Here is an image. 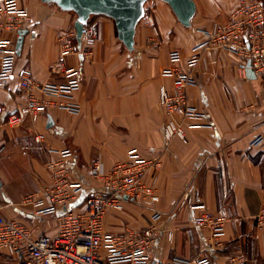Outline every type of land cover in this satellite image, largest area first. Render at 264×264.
Returning a JSON list of instances; mask_svg holds the SVG:
<instances>
[{
	"label": "crops",
	"instance_id": "crops-1",
	"mask_svg": "<svg viewBox=\"0 0 264 264\" xmlns=\"http://www.w3.org/2000/svg\"><path fill=\"white\" fill-rule=\"evenodd\" d=\"M194 1L197 12L190 29L178 22L166 3L149 1L134 53L118 40L112 19L93 17L97 39L66 60L69 67L80 70L77 113L50 109L37 122L25 117L21 125L12 127L8 118L26 99L17 77L0 87L2 216L37 236L55 237L59 216L39 215L25 204L27 197L43 193L50 183L47 163L65 149L72 151L68 165L83 186L75 204L82 212L88 195L107 190L94 178L95 164L108 173L136 149L143 157L162 161L157 180L160 201L141 204L125 198L122 211L109 210L104 216L105 232L122 234L128 227L142 230L154 224L161 234L151 250V264L174 258L194 262L201 255L213 264H264V228L255 221L264 196V141L253 145L258 137L264 139V84L257 77L241 78L236 56L224 49L203 48L193 71L196 84L187 89L199 116L168 114L160 105V88L173 87V80L163 75L169 54L179 51L181 67L187 71L193 48L208 39L205 32L226 23L230 10L244 0ZM19 4L33 24L17 57L16 73L31 68L41 83H64L63 75L52 68L61 55L58 38L75 30L76 15L43 6L39 0H19ZM4 25L0 19V39L17 45L19 32ZM169 121L182 126L187 143L178 137L166 142L163 130ZM39 134L44 137L41 143L35 141ZM202 205L205 210L197 209ZM204 211L225 221L217 240L210 227L195 224ZM157 213L160 218L153 222ZM0 264L16 262L0 253Z\"/></svg>",
	"mask_w": 264,
	"mask_h": 264
},
{
	"label": "built area",
	"instance_id": "built-area-1",
	"mask_svg": "<svg viewBox=\"0 0 264 264\" xmlns=\"http://www.w3.org/2000/svg\"><path fill=\"white\" fill-rule=\"evenodd\" d=\"M0 19H4V28L15 32L29 30L33 24L30 14L20 6L19 0H0ZM205 34L208 39L193 48L187 61V71L181 67L183 58L179 51H172L168 56L169 65L163 70V75L173 80V87L160 88V105L168 114L199 116L190 105L187 89L196 84L193 71L201 60L203 48L224 49L236 56L240 61L239 76L247 79L248 70L251 69L264 84V0L241 1L230 10L226 23ZM97 37L98 25L92 20L85 28L81 50L75 30L59 36L61 55L52 70L63 75L65 82L62 84L37 81L31 68L16 73L18 53L15 42L0 39V87L17 77L21 94L26 99L25 105L9 116L8 124L17 127L25 117L37 122L50 109L77 113L79 107L75 103V93L81 86L80 70L69 67L66 60L80 54ZM1 113L2 110L0 116ZM163 133L168 143L176 137L188 142L182 126L174 121L165 124ZM43 140V135L35 136L37 143ZM263 141L260 136L253 145ZM71 157L72 151L65 149L58 153L57 159L49 161L50 183L43 193L31 195L25 200V204L32 206L39 215L59 216L57 235L37 236L34 230L0 214V253L13 257L16 264H151L150 253L161 234L154 224L142 230L128 227L122 234H112L104 231L103 221L109 210L124 209L125 197L141 204L155 205L160 201L157 186L162 170L160 158L143 157L134 149L128 153L127 160L117 163L108 173L99 163L95 164L94 178L107 190L88 195L84 200L85 210L78 212L75 204L82 197L83 186L73 178L68 165ZM197 209L205 210V207L202 205ZM159 218L157 213L152 220L156 222ZM255 221L257 227L264 228V196ZM224 223V219H215L207 211L195 220L198 227H210L214 240L222 237ZM168 239H172L171 233ZM192 263L213 264V261L201 255L194 262L174 258L161 264Z\"/></svg>",
	"mask_w": 264,
	"mask_h": 264
},
{
	"label": "water",
	"instance_id": "water-1",
	"mask_svg": "<svg viewBox=\"0 0 264 264\" xmlns=\"http://www.w3.org/2000/svg\"><path fill=\"white\" fill-rule=\"evenodd\" d=\"M47 7H56L63 13H74V24L78 48L83 45V35L89 21L95 16H106L112 19L116 26L117 38L129 53L136 48V35L140 22L146 16V4L152 0H39ZM166 3L178 22L185 28L193 27V19L197 12L194 0H159ZM28 30L19 31L16 45L18 55L21 54ZM250 67V63L248 64ZM248 78H256L253 70H248ZM127 198V197H125Z\"/></svg>",
	"mask_w": 264,
	"mask_h": 264
},
{
	"label": "rangeland",
	"instance_id": "rangeland-1",
	"mask_svg": "<svg viewBox=\"0 0 264 264\" xmlns=\"http://www.w3.org/2000/svg\"><path fill=\"white\" fill-rule=\"evenodd\" d=\"M148 3H149V2H148ZM148 3H147V4H148Z\"/></svg>",
	"mask_w": 264,
	"mask_h": 264
}]
</instances>
